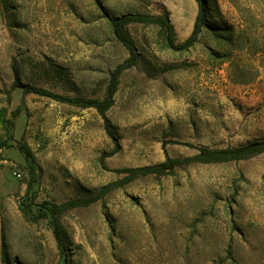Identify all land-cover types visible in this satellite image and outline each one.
<instances>
[{"label":"rangeland","instance_id":"1","mask_svg":"<svg viewBox=\"0 0 264 264\" xmlns=\"http://www.w3.org/2000/svg\"><path fill=\"white\" fill-rule=\"evenodd\" d=\"M205 2L223 38L203 27L188 50L166 46L158 26L128 25L139 61L120 74L106 112L114 140L95 108L6 91L18 78L102 100L130 56L108 18L166 16L179 44L194 33L197 0H0V112L13 121L0 148V264H264V153L141 177L63 213L67 261L48 219L32 220L37 205L92 196L122 178L117 170L264 140V0Z\"/></svg>","mask_w":264,"mask_h":264},{"label":"trees","instance_id":"2","mask_svg":"<svg viewBox=\"0 0 264 264\" xmlns=\"http://www.w3.org/2000/svg\"><path fill=\"white\" fill-rule=\"evenodd\" d=\"M197 2L199 3L200 10L197 16L194 33L185 41L179 44H176L174 41L173 26L171 25L169 19L166 16H155L145 13L129 12L122 14L121 16L108 18V22L110 24L113 36L118 42H120L125 47V49L129 52L130 56L125 61L117 65L115 69L110 73L109 83L106 88V96L102 100H99L97 98L70 97L66 95L57 94L43 87L35 86L28 83L24 84L20 82L18 78H16L13 81L10 90L6 91V93L9 95L11 91H14L16 89H21L25 93H32L38 96L47 97L55 101L74 105L80 108H88V107L95 108L104 121L105 132L111 138L116 140L112 130V125L106 116V112L113 104L112 98L117 90L120 74L125 69L135 66L139 61V55L136 50V44L130 35V32L128 30V25L130 23H141L144 25L158 26L165 34L164 42L166 46L176 51L188 50L192 48L195 45V43L198 41V36L201 33V29L203 27H206L209 30H213L217 35H220L219 29L218 30L212 29V27H210L209 25V22H207L208 20L206 19V17L208 16L207 15L208 7L205 0H197ZM197 32L198 34L196 35ZM220 37L223 38L222 34L220 35ZM52 70L54 72V75H56L59 79H61L66 85L70 86L71 88L74 87V83L71 80L68 70L58 65H53ZM0 123L4 126L6 130V138L0 141V148H2L9 146L10 145L9 142L12 141L11 129L13 126V121L10 119H6L3 113L0 112ZM16 146L18 150L24 155L25 160L29 164L32 173L36 169H39V167L35 162L33 153L31 152L28 145L22 142H18ZM117 150H118V145H115V148L111 152L102 154L101 160H103L105 157H109L113 155L114 153L117 152ZM262 153H264V140L256 141L254 143H250L241 147L224 148L219 150H212L207 147H201L198 149V152L196 154L190 157H177V158L167 157L163 162L158 164L117 170V172L119 173H124L122 178L102 186L98 190V192L92 196L84 197V198L68 199L58 204L44 202L40 205H37L36 207L38 212L37 214H35L32 220L37 221L42 218L48 219L49 225L52 229V232L54 234L57 243V247L61 252L62 256L64 257V260L67 261V257H68L66 255L67 234L60 221V217L63 213L72 210L74 208L87 207L97 201L102 200L108 194L122 187L123 185H126L141 177H145L149 175H157V176L168 175L171 174L176 167L183 165L220 164L229 161L249 159L251 157H254ZM1 159H3V157L0 155V160ZM34 181H36V178H34L33 182ZM263 181H264V175H263ZM31 185L32 183L29 184V186ZM2 252H3V260L5 261L6 251L4 244L2 245Z\"/></svg>","mask_w":264,"mask_h":264},{"label":"water","instance_id":"3","mask_svg":"<svg viewBox=\"0 0 264 264\" xmlns=\"http://www.w3.org/2000/svg\"><path fill=\"white\" fill-rule=\"evenodd\" d=\"M200 29V28H199ZM199 31V30H198ZM198 34V32L196 33V35Z\"/></svg>","mask_w":264,"mask_h":264}]
</instances>
